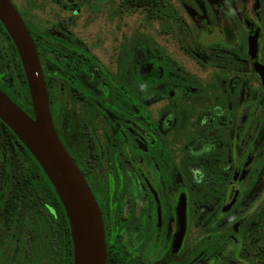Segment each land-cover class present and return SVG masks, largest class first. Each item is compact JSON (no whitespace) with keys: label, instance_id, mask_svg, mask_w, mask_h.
Segmentation results:
<instances>
[{"label":"flooded vegetation","instance_id":"1","mask_svg":"<svg viewBox=\"0 0 264 264\" xmlns=\"http://www.w3.org/2000/svg\"><path fill=\"white\" fill-rule=\"evenodd\" d=\"M11 1L107 264H264V0ZM6 32L0 88L21 101Z\"/></svg>","mask_w":264,"mask_h":264},{"label":"water","instance_id":"2","mask_svg":"<svg viewBox=\"0 0 264 264\" xmlns=\"http://www.w3.org/2000/svg\"><path fill=\"white\" fill-rule=\"evenodd\" d=\"M0 21L19 52L34 111V116L30 115L0 88V119L36 158L54 185L70 224L73 264H107L100 207L55 129L35 41L11 0H0Z\"/></svg>","mask_w":264,"mask_h":264},{"label":"trees","instance_id":"3","mask_svg":"<svg viewBox=\"0 0 264 264\" xmlns=\"http://www.w3.org/2000/svg\"><path fill=\"white\" fill-rule=\"evenodd\" d=\"M11 94L32 114L27 83L14 81ZM73 258L69 220L54 185L0 119V264H73Z\"/></svg>","mask_w":264,"mask_h":264},{"label":"rangeland","instance_id":"4","mask_svg":"<svg viewBox=\"0 0 264 264\" xmlns=\"http://www.w3.org/2000/svg\"><path fill=\"white\" fill-rule=\"evenodd\" d=\"M29 237V235H27V238ZM15 239H16V237L14 236L13 238H12V242L14 241L15 242Z\"/></svg>","mask_w":264,"mask_h":264}]
</instances>
